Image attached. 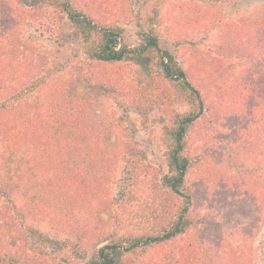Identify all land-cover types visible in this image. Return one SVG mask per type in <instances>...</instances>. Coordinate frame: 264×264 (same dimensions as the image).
<instances>
[{"label":"rangeland","instance_id":"obj_1","mask_svg":"<svg viewBox=\"0 0 264 264\" xmlns=\"http://www.w3.org/2000/svg\"><path fill=\"white\" fill-rule=\"evenodd\" d=\"M26 1H35L40 7L30 9L33 19L21 26L16 24L14 33L34 53L28 57L40 59L44 66L23 82L25 85H17L15 99L30 105L39 92L47 89V99L50 95L58 97L64 108L67 104L70 110L76 107L84 113L88 125L105 126V147L108 146L103 153L107 163L104 176L97 174L99 164H95L93 172H87L85 166L77 174L81 177L77 183L81 194L74 195L76 199L70 204L81 211L79 215L86 221L82 227L87 232L76 228L64 212L58 211L37 215L33 227L58 243H77L81 235L86 260L92 259L106 240L122 233L114 219L136 230L149 228L154 198L151 192L167 170L163 126L170 124V113L185 115L191 108L176 87L156 72L146 80L131 61H90L85 53L89 44L82 40L62 6L70 2L73 9L83 11L96 23L120 27L124 43L130 48L140 43L146 10L154 9L160 48L173 56L189 81L200 89L207 106L186 136V154L191 164L185 187L192 196L187 216L204 222L202 236L209 243L237 246L238 231L246 228L248 233L259 219L257 210L237 194L264 189L261 140L244 130L251 123L252 111L254 119L258 118L257 96L261 90L264 93V50L263 54L259 51L253 31L247 35L243 30L244 22H250V28L258 22V29L259 22L264 21V0ZM22 3L23 0H7L8 5H0V29L11 22L7 17L12 15L11 9L22 8ZM35 140L37 146L41 137ZM130 146L143 154L139 162L143 166L139 164L135 172L125 165L124 153ZM84 176L89 178L85 180ZM93 225L97 227L92 230ZM197 238L196 230L187 231L151 248L139 264H178L177 253L182 247L196 246ZM79 245L82 246L80 241ZM249 252L253 254V264H264V222L252 237Z\"/></svg>","mask_w":264,"mask_h":264},{"label":"trees","instance_id":"obj_2","mask_svg":"<svg viewBox=\"0 0 264 264\" xmlns=\"http://www.w3.org/2000/svg\"><path fill=\"white\" fill-rule=\"evenodd\" d=\"M6 4L7 0H0L1 6ZM39 7L35 1L23 0L22 8L13 7L12 15L7 14L11 22L0 29V264H78L86 260L81 235L78 240L82 246L79 241L58 243L39 233L32 221L37 215L64 212L71 224L86 233L82 227L86 221L79 215L81 211L70 204L74 195L81 194L77 184L81 177L77 174L85 166L87 172H93L92 168L99 164L97 174L102 177L107 164L103 159L106 157L104 150L108 149L105 147V126L88 125L84 113L76 107L70 110L67 104L64 108L63 100L58 97L50 95L51 98L47 99V89L39 92L30 105H22L15 99L17 85H25L44 66L40 59L33 61L28 57L33 52L23 45L19 34L14 33L17 30L15 25L21 26L32 20L31 10ZM62 10L74 23L82 40L89 44L85 53L90 61L105 64L131 61L139 67L146 80H151L156 72L166 83L176 87L191 108L185 115L170 113V124L163 126L162 143L167 170L156 180L155 193L151 192L154 198L148 215L149 228L136 230L114 219L122 233L106 240L85 264H139L151 248L168 243L192 229L198 234L196 246L182 247L177 253L178 264L186 261L189 264H253L249 248L252 237L264 222V189L255 194L251 191L237 194L244 203L257 210L259 219L248 233L246 228L238 231L239 241L235 247L209 243L208 238L202 236L204 222H195L187 216L192 196L185 187V177L191 164L186 154V136L205 114L207 106L200 89L189 81L173 56L160 48L155 35V10H146L140 43L134 48L124 43L120 27L96 23L83 11L73 9L70 2L64 4ZM2 17L3 14L0 15ZM257 23L250 28V22H244L243 30L247 35L250 31L255 33L254 40L263 54L264 21L259 22L258 29L255 28ZM261 66L264 68V64ZM263 94L261 90L257 96L258 118L254 119L252 111L251 123L244 130L255 133L264 149ZM253 128L255 132H252ZM37 136L41 141L36 146ZM142 155V151L135 150L133 146L125 151V165L131 166V172L137 171L139 164L143 166L139 163L143 161ZM95 227L93 225L91 229Z\"/></svg>","mask_w":264,"mask_h":264}]
</instances>
